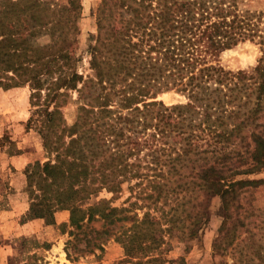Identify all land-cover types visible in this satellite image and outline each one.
I'll return each instance as SVG.
<instances>
[{
	"label": "trees",
	"instance_id": "1",
	"mask_svg": "<svg viewBox=\"0 0 264 264\" xmlns=\"http://www.w3.org/2000/svg\"><path fill=\"white\" fill-rule=\"evenodd\" d=\"M82 9V0H0V86H30L36 109L28 125L35 124L48 154L26 168L31 200L24 221L56 224L58 209L69 210V225L78 229L97 216L109 224L128 219L118 215L128 209L108 199L80 203L146 178L152 191L144 198H162L170 208L135 215L117 237L128 257L184 264L163 256L166 234L195 237L215 196L226 215L214 249L230 254L245 225L236 216H255L242 201L261 182L241 176L264 169L263 14L237 0H101L90 51L94 75L85 79L77 69ZM43 35L49 40L41 43ZM247 40L261 45L258 65L251 72L226 69L221 54ZM170 90L187 101L157 99ZM72 91L82 103L68 125L62 107ZM260 237H243L233 262L220 264H264ZM36 256L26 264H38Z\"/></svg>",
	"mask_w": 264,
	"mask_h": 264
},
{
	"label": "rangeland",
	"instance_id": "2",
	"mask_svg": "<svg viewBox=\"0 0 264 264\" xmlns=\"http://www.w3.org/2000/svg\"><path fill=\"white\" fill-rule=\"evenodd\" d=\"M237 2L242 9L263 14L261 25L264 26V0H237ZM100 3L101 0H82L77 69L85 79L94 75L90 67V51L95 45L98 34L97 9ZM48 40L47 35L38 38L41 43ZM262 54L259 43L247 40L225 50L220 56V63L228 70L251 72L258 65ZM30 95L29 85L8 89L0 86V264H26L28 261L30 263L34 255H37L38 264H141L137 259L126 255L125 248L117 237L132 225L135 215L142 217L145 211L150 210L160 216L162 209L166 211L170 208L169 205H165L162 198L157 204L151 199L144 198L152 191L146 178L141 183H138L141 179L137 178L123 183L121 191L117 193L103 189L80 203L86 207L108 199L112 206L128 209L118 213L119 216L130 217L128 219H118L109 224L101 216H97L87 226L84 224L78 229L69 225L70 211L58 209L54 215L56 224H47L44 219L24 221L31 200L27 190L26 168L36 161L48 160L37 127L33 123L31 127L30 124L28 125L36 109L31 104ZM157 99L167 105L187 101L186 95L175 90L163 92ZM81 103L78 92L72 91L68 102L62 107L68 125L76 121ZM145 152L146 150L141 155ZM143 164L146 162L144 161ZM141 171L149 175L156 173L146 167ZM241 178L257 179L261 182L250 187L242 201L245 204L246 199L248 205L256 211L255 216L250 218H244L243 212L236 216L245 225L238 227L236 241L228 250V253L232 252L223 256L214 249V243L220 235L226 215L221 198L215 196L210 201L208 219L199 226L195 237L182 241L177 236L166 234L167 243L163 246L164 257L168 260L177 259L178 263L181 261L180 258H183L184 264H220L223 261L231 263L234 260L233 248L243 237L252 232L259 233L264 245V169L243 175ZM257 215L260 216L256 217ZM259 227L262 229L260 230ZM142 259L146 261L147 257Z\"/></svg>",
	"mask_w": 264,
	"mask_h": 264
},
{
	"label": "crops",
	"instance_id": "3",
	"mask_svg": "<svg viewBox=\"0 0 264 264\" xmlns=\"http://www.w3.org/2000/svg\"><path fill=\"white\" fill-rule=\"evenodd\" d=\"M43 218H36V219H32V220H29V221H36V220H41Z\"/></svg>",
	"mask_w": 264,
	"mask_h": 264
}]
</instances>
